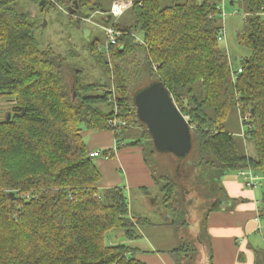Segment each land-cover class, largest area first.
<instances>
[{
	"label": "trees",
	"instance_id": "obj_1",
	"mask_svg": "<svg viewBox=\"0 0 264 264\" xmlns=\"http://www.w3.org/2000/svg\"><path fill=\"white\" fill-rule=\"evenodd\" d=\"M41 1L0 0V98L13 102L11 111L0 115V264H150L137 258L141 250L124 242L139 239L138 227L150 222L133 215L123 187L100 193L103 175L85 130L113 131L118 148L141 147L163 193L166 213H161L170 214L166 223L184 225L179 217L186 196L173 177L155 176L151 159L160 161L164 154L155 148L134 103L136 92L155 81L170 91L192 128L193 148L175 176L187 169L185 177L197 179L203 207L215 199L198 235L204 256L198 258L196 248L190 261L180 253L172 257L175 264H215L209 216L225 210L226 201L235 203L224 187L216 190L218 182L247 168L264 177V0H231L245 15L238 41L251 51L236 77L219 39L220 0L166 6L162 0H132L133 23L127 26L113 18L106 22L110 8L103 0ZM31 4L43 16L61 10L71 26L81 28V20L96 12L104 25L115 26L120 32L115 43L101 45L90 37L84 46L102 78L82 84L85 69L69 63L81 54L72 49L61 54L40 43L42 19L32 16ZM236 112L255 155L229 130ZM115 119L121 122L117 128L110 125ZM131 122L146 127L147 144L120 140L121 127ZM115 154L108 149L101 155ZM111 231L118 234L110 242ZM259 262L264 264V253Z\"/></svg>",
	"mask_w": 264,
	"mask_h": 264
},
{
	"label": "rangeland",
	"instance_id": "obj_2",
	"mask_svg": "<svg viewBox=\"0 0 264 264\" xmlns=\"http://www.w3.org/2000/svg\"><path fill=\"white\" fill-rule=\"evenodd\" d=\"M183 1L185 0H162V4L163 6H166L171 5L174 2L179 3ZM230 2L231 0H227L228 15L225 18H222L223 29L226 31L227 40L225 39L224 41H220L221 45L228 50L233 69L238 70V68L241 66L242 60L247 57L251 51L250 49L242 46L238 41V35L244 30L245 27L244 12L238 4L232 5V2ZM112 4L113 1L111 2V0H103V7L107 10L109 8L111 9ZM15 6L17 9L20 8L19 4H16ZM29 10L32 12V16H41V27L37 31V37L40 43L43 45L51 44L61 54H67V52L72 49L83 55V59L81 58V55H77L74 58H69V63H71L72 67L77 68L78 71L81 70L80 68L85 69L84 76L82 77V84H85V82H96L103 77L102 70H99L96 68V66L91 65V63H93V59L87 55L86 50H84V46L87 45L86 40H88L85 37V29H90V37L92 40H97V42L101 45H104L107 41V34L103 27L104 24L101 21V13H93L91 15L93 19L92 22L81 20V28H79L77 26H71L69 16L59 9L51 10L46 14V16L41 15V12L38 11V8L34 4L30 5ZM83 12L86 14L85 11ZM45 19L46 23H43ZM113 21H117L119 25L125 26L132 24L133 16L131 10H126L120 17H114ZM133 89H135V87H133ZM12 108L13 102L11 99L6 97L0 98V115L10 112ZM228 125L229 130L235 135L238 144L242 147L245 146L246 149L250 150L252 155H255L256 152L253 143L249 140L245 141L244 139L243 131L245 126L242 124L240 116L237 112L232 114L228 121ZM96 132L102 133L101 136H103V138H105L104 136H106V134H110L112 137L114 135L110 130H85L84 140L86 143L88 142L87 136ZM120 132V140L124 141L125 143L141 139L143 140L144 144H147V140H144L147 139V135H144L146 132V127L142 123L131 122L128 127H121ZM163 154L164 156L160 157V161H156L155 158L151 159L153 165L156 166L154 168V174L156 177L161 175H164L169 179L173 177L176 180L179 192L186 196V206L184 208L185 212L183 216L179 217L180 222H184V225L182 226L166 223V218H164V216L161 214V212L166 213L165 209H163V204L160 203L163 193L160 191V188L157 185H150L145 190L135 185L129 186L126 181L127 173L121 170L122 167L120 169L119 166L116 167L106 163V161L109 160H118L116 155H101L100 157L94 158V162L102 172L103 178L105 179H108L109 174L114 172L116 170L115 168H117L119 172L116 174L121 179V184H119L120 186L118 185V187H121L122 185V187L125 189L133 215L136 217H142L150 222L143 223L138 227L139 233L141 235L139 239L131 241L126 240V243L132 247L144 250L147 242H150L151 244H149L155 248L154 254H160L161 256L168 253L171 257H177V255L180 253L186 256V260L190 261L193 254L198 253L197 250L194 251L196 248L199 249L198 258L201 257V255L204 256V254L201 253L199 247L200 245L198 241V235L200 226L207 217L208 210L210 209L212 203L215 202V199H207L206 204L203 207V201L199 199L200 192L198 190L197 179H194V177H191V175L185 177L187 169H183V176H175V173L180 174L178 171L180 166L183 165L184 158H178L172 153ZM167 154H171L174 160L172 157V159L168 158ZM175 163H177L178 166H176ZM102 181L100 185L102 184ZM163 184L164 182H162V185ZM218 185L216 190L219 189V192H221L220 188L222 189L224 187L222 181H219ZM257 188H259L257 190L260 195L259 199L261 200V197L264 194V177L261 178L260 185ZM106 189H108V187H99L100 193L104 192ZM262 211L264 215V203L262 204ZM167 216L168 214H166V217ZM116 234H118V231H111L108 239L110 240V238L112 239L113 237H116ZM119 241H122V239L119 238ZM177 249L178 251H176ZM184 249L187 250L184 251ZM139 259H142V257Z\"/></svg>",
	"mask_w": 264,
	"mask_h": 264
},
{
	"label": "crops",
	"instance_id": "obj_3",
	"mask_svg": "<svg viewBox=\"0 0 264 264\" xmlns=\"http://www.w3.org/2000/svg\"><path fill=\"white\" fill-rule=\"evenodd\" d=\"M101 135L102 133L96 132L87 136L90 151L114 149L115 136L106 134L103 138ZM115 155L118 160H109L106 163L119 166L120 169L122 167L121 170L127 173L126 181L129 186L135 185L142 188V186L149 187L155 184L151 170L144 161L141 147L120 146ZM115 169L109 174L108 179H102L100 186L110 188L121 184V179L116 174L119 171ZM223 186L235 203L228 200L225 202L227 206L225 210L212 212L209 216V234L213 242L214 263L260 264L259 260H262L264 253V215L262 211L264 194L260 200L257 190L259 188L246 186L238 172L227 174L223 178ZM161 214L164 216L163 213ZM259 214L262 217V229L259 228L256 220ZM149 243L147 242L144 250L138 248L142 251L138 254V258L142 257L141 260L150 264H175L168 253L161 256L154 254L155 248Z\"/></svg>",
	"mask_w": 264,
	"mask_h": 264
},
{
	"label": "water",
	"instance_id": "obj_4",
	"mask_svg": "<svg viewBox=\"0 0 264 264\" xmlns=\"http://www.w3.org/2000/svg\"><path fill=\"white\" fill-rule=\"evenodd\" d=\"M44 3L42 0L41 5ZM75 3L78 6L77 1ZM69 11L73 14L75 9L69 8ZM111 18L109 14L106 22ZM84 33L89 40L91 30L85 29ZM134 103L138 118L147 126L157 151L172 153L181 159L187 157L193 148L192 128L163 83L155 81L139 89L134 95Z\"/></svg>",
	"mask_w": 264,
	"mask_h": 264
},
{
	"label": "built area",
	"instance_id": "obj_5",
	"mask_svg": "<svg viewBox=\"0 0 264 264\" xmlns=\"http://www.w3.org/2000/svg\"><path fill=\"white\" fill-rule=\"evenodd\" d=\"M133 5L132 0H113V4L112 7L110 9L109 14L112 16V18L114 17H120L126 10H128L131 6ZM220 9L222 11V16L225 18L228 14H227V0H220ZM119 10V11H117ZM238 12V11H236ZM264 14V11L262 12ZM86 21H90L92 22L93 19L92 17H89L87 19H85ZM106 34H107V43H115L117 41V38L120 34V32L118 30H116L115 26H113L112 24L110 25H103ZM220 40H225L226 39V31L225 29H221L220 31V36H219ZM227 40V39H226ZM242 72L241 68H238V70H234V76L236 77L238 75V73ZM120 121L118 119L112 120L110 122L111 126L114 127H118L120 125ZM125 124V122H123ZM113 132V131H112ZM114 149H118V144L117 142H115L114 144ZM103 151L101 150H96L91 152V156L93 157H98L102 154ZM238 175L242 178L243 182L245 183L246 186L250 187V188H257L260 185V180L262 178V175L258 174L255 170H253L252 168H247V169H243V170H239L238 171ZM261 215L259 214L256 217L257 222L259 223V228L262 229V223H261Z\"/></svg>",
	"mask_w": 264,
	"mask_h": 264
},
{
	"label": "clouds",
	"instance_id": "obj_6",
	"mask_svg": "<svg viewBox=\"0 0 264 264\" xmlns=\"http://www.w3.org/2000/svg\"><path fill=\"white\" fill-rule=\"evenodd\" d=\"M117 11H119V10H117Z\"/></svg>",
	"mask_w": 264,
	"mask_h": 264
}]
</instances>
